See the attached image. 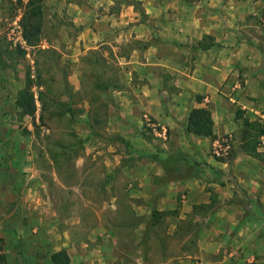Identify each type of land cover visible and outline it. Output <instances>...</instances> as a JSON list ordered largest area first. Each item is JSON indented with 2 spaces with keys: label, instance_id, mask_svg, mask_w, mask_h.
Returning <instances> with one entry per match:
<instances>
[{
  "label": "crops",
  "instance_id": "0c3cea01",
  "mask_svg": "<svg viewBox=\"0 0 264 264\" xmlns=\"http://www.w3.org/2000/svg\"><path fill=\"white\" fill-rule=\"evenodd\" d=\"M47 1H59L66 19L81 24L83 32L74 42L79 54L106 46L116 66L127 73L123 79L117 77L120 86L111 83L103 87L109 108L99 135H91L89 125L79 129L86 140L85 153L78 157L76 165L79 171L90 174L100 161L97 155L109 143L106 138H112L108 150L116 153L108 155L110 159L105 157V175L109 186L118 185L120 189L111 195L129 199V211L135 215L146 212L148 197L156 193L161 195L159 210H167L180 196L181 214L193 213L199 206L217 200L220 206L213 218L204 220L202 230L196 233L197 259L204 264H264V163L244 153L227 161L214 160L204 152L211 142L209 138L184 131L191 109L209 110L215 138L234 130L235 105H240L241 110L250 104L257 110L264 109L261 100L250 103L247 99L264 96V0H135L142 7L145 23H139L132 2L108 12L98 6L110 0H81L79 4L73 0ZM221 2L223 12L208 9ZM201 4L208 8H200ZM90 40L94 42L92 46ZM136 40L145 42L144 46L130 45ZM123 45L128 52L125 56L121 55ZM237 71L243 83L230 87L229 79ZM219 89L220 94L228 95L227 99L217 93ZM247 110L251 112L252 108ZM147 122L159 138L154 139L159 150L139 133ZM166 145L182 156L171 166L163 160L166 157L160 149ZM256 151L261 153L258 148ZM184 158L192 165L198 164L193 166L198 173L195 169L192 175L183 171L179 174V163ZM253 164L256 171L251 168ZM199 166L209 171L224 169L226 173L219 178L224 185L220 186L210 173L199 172ZM171 172H176L175 178L169 176ZM105 188L108 193L110 188ZM77 193L82 196L78 189ZM181 214L170 222L167 233L179 227ZM144 225L141 221L138 228ZM222 246L221 258L216 257ZM61 248L69 259L65 245ZM4 250L5 254L9 252L7 246ZM17 253L16 250L13 255ZM147 256L135 259L148 264L142 260ZM183 257L191 258L187 254ZM187 263L190 262L179 261Z\"/></svg>",
  "mask_w": 264,
  "mask_h": 264
},
{
  "label": "rangeland",
  "instance_id": "374dc122",
  "mask_svg": "<svg viewBox=\"0 0 264 264\" xmlns=\"http://www.w3.org/2000/svg\"><path fill=\"white\" fill-rule=\"evenodd\" d=\"M26 1L0 0V264H51L50 253L63 249V245L70 255L68 264H140L135 258L141 255H148L142 259L148 264H164L171 257L168 264H179L180 260L190 262L187 264H204L196 257V233L202 230L204 220L213 218L215 209L220 206L217 200L199 206L193 213L181 214L183 199L180 196L167 210H159L161 195L156 193L148 197L146 212L135 215L127 209L126 196L111 195L120 189L118 185L109 186L105 175V157L110 159L108 155L116 153L108 150L113 144L112 138H106L109 143L100 150L97 155L100 161L90 174L79 171L76 165L78 157L85 153L86 142L79 129L89 125L91 135H99L104 113L109 108L103 87L111 83L120 86L117 77L123 79L127 73L116 66L110 50L105 51L106 46L79 54V46L74 42L82 34V26L66 19L59 1L41 0L38 41L36 46H27L20 27ZM129 2L133 3L139 23H145L142 7L135 0H110L98 7L109 12ZM200 6L208 8L205 4ZM222 6L221 2L208 9L221 13ZM144 43L136 40L130 45L141 48ZM93 44L90 40V46ZM127 53L123 45L121 55ZM25 76L32 81L30 91L35 112L31 117L22 116L14 105L15 93L23 87ZM229 82L230 87L234 83L242 84L240 71L235 72ZM220 91L217 93L227 99L228 95L223 96ZM247 99L250 103L259 99L263 102L261 105L264 104L263 95L247 96ZM256 110L252 104L244 110L235 105L233 115L240 111L250 121L258 120L264 109ZM235 122L232 132L206 145L207 156L222 162L243 153L240 149L242 122L240 119ZM139 133L159 150L160 146L154 141L159 138L150 128L145 126ZM221 139L227 140L228 148L218 157L214 154L213 142ZM160 149L164 152L163 158L166 157L163 160L170 166L182 159L180 153L167 145ZM258 160L264 163V152L259 154ZM194 165L184 158L183 163H179L182 167L179 174L183 171L185 175H192L195 169L198 173ZM251 168L257 170L255 164ZM198 169L204 174L210 173L220 186L224 185V181L219 180L226 173L224 169L209 171L205 166ZM169 176L175 178L176 172ZM105 187L110 188L108 193ZM180 214L179 227L167 233L170 222L176 221ZM141 221L145 225L139 229ZM4 246L9 248V254H5ZM223 248H219L216 257L221 258ZM16 250L17 255H13ZM182 254L191 258L184 259ZM164 256L169 258L164 259ZM212 262L217 260L212 259Z\"/></svg>",
  "mask_w": 264,
  "mask_h": 264
},
{
  "label": "trees",
  "instance_id": "16d2710c",
  "mask_svg": "<svg viewBox=\"0 0 264 264\" xmlns=\"http://www.w3.org/2000/svg\"><path fill=\"white\" fill-rule=\"evenodd\" d=\"M42 18L41 0H27L20 19L22 39L29 47L36 46L40 31ZM23 54V51H21ZM31 79L25 76L24 85L15 93L14 105L22 116L31 117L35 112L34 97L30 91ZM234 119H240L243 131L240 137L241 151L252 158H258L259 152L256 151L259 137L263 131L258 120H249L243 117L242 112L235 111ZM184 131L197 137L215 138L213 134V123L210 112L205 108L191 109L186 117ZM51 264H68L69 259L64 250H59L49 256Z\"/></svg>",
  "mask_w": 264,
  "mask_h": 264
},
{
  "label": "built area",
  "instance_id": "2783aa9c",
  "mask_svg": "<svg viewBox=\"0 0 264 264\" xmlns=\"http://www.w3.org/2000/svg\"><path fill=\"white\" fill-rule=\"evenodd\" d=\"M258 122L262 128V135L259 137V142H258V150L260 152H264V114H261L258 116ZM146 126L148 128H152L153 129V125L150 124V122H147ZM163 134V133H162ZM164 136V135H163ZM228 148V144H227V140L226 139H221L219 141H214L213 142V150H214V154L218 157H221L225 150Z\"/></svg>",
  "mask_w": 264,
  "mask_h": 264
}]
</instances>
